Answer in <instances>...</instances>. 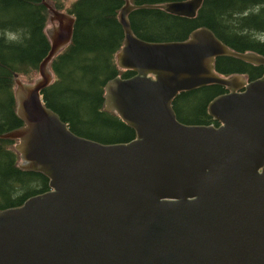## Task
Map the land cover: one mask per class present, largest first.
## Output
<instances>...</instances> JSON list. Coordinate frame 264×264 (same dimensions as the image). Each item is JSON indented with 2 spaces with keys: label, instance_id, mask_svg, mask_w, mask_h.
<instances>
[{
  "label": "water",
  "instance_id": "95a60500",
  "mask_svg": "<svg viewBox=\"0 0 264 264\" xmlns=\"http://www.w3.org/2000/svg\"><path fill=\"white\" fill-rule=\"evenodd\" d=\"M80 1H44L49 51L34 81L15 78L24 124L0 138L17 139L20 166L44 173L49 189L0 209V264H264V73L215 69L221 56L264 67V54L236 50L204 25L184 39H142L135 9L196 17L204 0H125L111 56L119 74L101 87L100 111L135 136L100 142L73 132L41 95L63 79L54 60L73 41L69 11ZM210 84L226 88L207 104L218 124L179 120L174 98Z\"/></svg>",
  "mask_w": 264,
  "mask_h": 264
},
{
  "label": "trees",
  "instance_id": "16d2710c",
  "mask_svg": "<svg viewBox=\"0 0 264 264\" xmlns=\"http://www.w3.org/2000/svg\"><path fill=\"white\" fill-rule=\"evenodd\" d=\"M44 1L0 0V135L24 124L15 112L16 76L31 79L50 48L45 29L50 11ZM166 1L170 0H132L138 5ZM124 2L74 3L69 11L77 16L73 41L54 60L57 74L63 79L41 92L43 102L73 132L104 143L128 141L135 136V130L118 116L100 111L104 105L101 87L119 74L111 56L124 38L117 16ZM129 21L134 33L146 40L184 39L191 30L204 25L236 50L264 54V0H204L199 15L186 18L165 10L137 8ZM7 31L18 33L20 39L8 40ZM215 69L223 74L242 72L251 79L264 73L262 65L232 56L218 57ZM133 73L130 70L122 76ZM225 91L224 85L210 84L180 92L172 102L177 118L186 123L218 124L208 113L207 104ZM16 142L17 139L0 138V209L21 204L27 197L49 189L44 173L19 165Z\"/></svg>",
  "mask_w": 264,
  "mask_h": 264
},
{
  "label": "rangeland",
  "instance_id": "374dc122",
  "mask_svg": "<svg viewBox=\"0 0 264 264\" xmlns=\"http://www.w3.org/2000/svg\"><path fill=\"white\" fill-rule=\"evenodd\" d=\"M48 3H50V4H52L55 8H57L56 7V5H57V2H58V0H46ZM64 1H66V0H60V2H64ZM71 14V13H70ZM71 15H73V14H71ZM51 22V20H49V14H48V18H47V22H46V27H45V29H46V31L48 30V25H49V23ZM39 76V71L38 70H36V71H34V72H32V77H31V79H29L30 81H34L37 77ZM24 78H28V77H24ZM28 79H27V81H29ZM26 81V80H25ZM16 87V86H15ZM19 158H20V154H19ZM19 165H20V162H21V158L19 159Z\"/></svg>",
  "mask_w": 264,
  "mask_h": 264
},
{
  "label": "clouds",
  "instance_id": "9594fccd",
  "mask_svg": "<svg viewBox=\"0 0 264 264\" xmlns=\"http://www.w3.org/2000/svg\"><path fill=\"white\" fill-rule=\"evenodd\" d=\"M5 36L10 41H17L20 39L19 34L16 32L7 31L5 32Z\"/></svg>",
  "mask_w": 264,
  "mask_h": 264
}]
</instances>
